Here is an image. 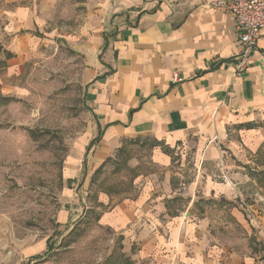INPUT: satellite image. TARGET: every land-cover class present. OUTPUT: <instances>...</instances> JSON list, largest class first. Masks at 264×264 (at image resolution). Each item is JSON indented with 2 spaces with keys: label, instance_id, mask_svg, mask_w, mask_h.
Instances as JSON below:
<instances>
[{
  "label": "crops",
  "instance_id": "0c3cea01",
  "mask_svg": "<svg viewBox=\"0 0 264 264\" xmlns=\"http://www.w3.org/2000/svg\"><path fill=\"white\" fill-rule=\"evenodd\" d=\"M87 1L82 26L80 16L66 17L63 0H0V43L12 54L0 73L22 68L42 45L66 46L84 66L79 82L93 122L82 156L64 163L58 231L90 210L80 192L91 193L125 145L140 144L165 181L151 175L137 198L98 217L120 236L122 254L134 264H264V31L241 70L240 30L208 6L214 0ZM188 155L195 177L185 182L170 168ZM179 198L185 210L174 214L169 204ZM111 200L103 193L99 203ZM210 201H239L244 213L223 205L211 212L201 203ZM43 254L32 251L28 264Z\"/></svg>",
  "mask_w": 264,
  "mask_h": 264
},
{
  "label": "rangeland",
  "instance_id": "374dc122",
  "mask_svg": "<svg viewBox=\"0 0 264 264\" xmlns=\"http://www.w3.org/2000/svg\"><path fill=\"white\" fill-rule=\"evenodd\" d=\"M77 4L75 13L72 5ZM62 7L67 18L76 14L82 26L89 24L87 0H63ZM74 21L72 17L66 23L72 26ZM38 50L22 68L0 73V264H28L32 251L46 252L50 237L56 249L38 264H116L122 254L120 236L98 224V217L124 197L137 198L143 189L140 181L151 175L164 182V170L151 160L149 148L125 145L97 177L91 193L80 192L90 210L74 229L58 231L57 215L65 206L63 192L68 186L64 163L82 156L93 117L79 82L84 66L76 53L61 45H42ZM175 162L170 169L185 182L195 177L189 170H194L191 155L183 165ZM103 193L112 198L106 207L99 203ZM201 203L211 212L223 205L227 212L236 208L244 213L239 201ZM184 204L179 198L169 205L173 213H183ZM219 220L230 222L225 215Z\"/></svg>",
  "mask_w": 264,
  "mask_h": 264
},
{
  "label": "built area",
  "instance_id": "2783aa9c",
  "mask_svg": "<svg viewBox=\"0 0 264 264\" xmlns=\"http://www.w3.org/2000/svg\"><path fill=\"white\" fill-rule=\"evenodd\" d=\"M212 9L230 14L240 30V63L239 69L248 67L251 55L255 52L260 35L264 31V0H214L208 5ZM180 77L174 75V83H179ZM251 224L262 231L261 221L252 208L246 206Z\"/></svg>",
  "mask_w": 264,
  "mask_h": 264
},
{
  "label": "trees",
  "instance_id": "16d2710c",
  "mask_svg": "<svg viewBox=\"0 0 264 264\" xmlns=\"http://www.w3.org/2000/svg\"><path fill=\"white\" fill-rule=\"evenodd\" d=\"M4 57V58H2ZM12 58V54L7 52L2 43H0V71L4 69L7 66V62ZM94 145V141L89 144L87 154L89 151L92 149V146ZM55 235V234H54ZM54 237V236H53ZM52 237L49 238L48 242V249L45 254L41 256H36L31 258L29 264L32 262H41L47 259V257L55 251L56 249V244H53ZM122 249V247H121ZM116 264H134L131 258H129L126 254H121L119 258L116 260Z\"/></svg>",
  "mask_w": 264,
  "mask_h": 264
}]
</instances>
